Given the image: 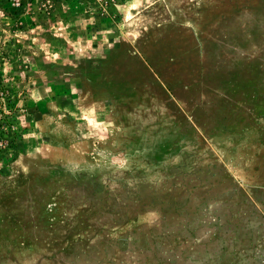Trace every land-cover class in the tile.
<instances>
[{
	"label": "rangeland",
	"instance_id": "obj_1",
	"mask_svg": "<svg viewBox=\"0 0 264 264\" xmlns=\"http://www.w3.org/2000/svg\"><path fill=\"white\" fill-rule=\"evenodd\" d=\"M0 264H264V0H0Z\"/></svg>",
	"mask_w": 264,
	"mask_h": 264
}]
</instances>
